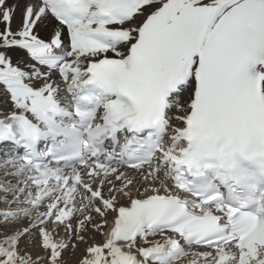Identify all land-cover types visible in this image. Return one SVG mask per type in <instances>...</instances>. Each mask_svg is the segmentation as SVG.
Segmentation results:
<instances>
[{
	"label": "snow or ice",
	"instance_id": "snow-or-ice-1",
	"mask_svg": "<svg viewBox=\"0 0 264 264\" xmlns=\"http://www.w3.org/2000/svg\"><path fill=\"white\" fill-rule=\"evenodd\" d=\"M0 86V264H264V0H0Z\"/></svg>",
	"mask_w": 264,
	"mask_h": 264
},
{
	"label": "bare ground",
	"instance_id": "bare-ground-1",
	"mask_svg": "<svg viewBox=\"0 0 264 264\" xmlns=\"http://www.w3.org/2000/svg\"><path fill=\"white\" fill-rule=\"evenodd\" d=\"M1 87V86H0ZM2 103H5L4 102V99H3V97L2 96H0V104H2ZM102 237H100V236H97V240H99V239H101ZM84 246H82V248H83ZM82 250V249H81ZM67 255V254H66ZM79 255V251H77L75 254H70L68 257H70L71 256V260H70V263L71 264H75V259H76V256H78Z\"/></svg>",
	"mask_w": 264,
	"mask_h": 264
},
{
	"label": "rangeland",
	"instance_id": "rangeland-1",
	"mask_svg": "<svg viewBox=\"0 0 264 264\" xmlns=\"http://www.w3.org/2000/svg\"><path fill=\"white\" fill-rule=\"evenodd\" d=\"M0 105H4V103H2V104H0ZM82 246H83V245H81V249H83ZM67 255L69 256L70 254H67ZM70 260H71V256L69 257V264H71V263H70Z\"/></svg>",
	"mask_w": 264,
	"mask_h": 264
}]
</instances>
